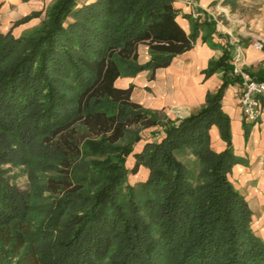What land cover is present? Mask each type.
Segmentation results:
<instances>
[{
    "label": "trees",
    "instance_id": "trees-1",
    "mask_svg": "<svg viewBox=\"0 0 264 264\" xmlns=\"http://www.w3.org/2000/svg\"><path fill=\"white\" fill-rule=\"evenodd\" d=\"M179 14L174 0H52L0 28V264H264L254 212L230 179L240 158L226 76L180 119L117 85L193 47L204 24L188 33ZM225 65L211 60L206 77ZM155 125L164 134L135 151ZM3 164L22 167L29 188ZM143 166L146 179L131 184Z\"/></svg>",
    "mask_w": 264,
    "mask_h": 264
},
{
    "label": "crops",
    "instance_id": "crops-1",
    "mask_svg": "<svg viewBox=\"0 0 264 264\" xmlns=\"http://www.w3.org/2000/svg\"><path fill=\"white\" fill-rule=\"evenodd\" d=\"M0 2V28L3 31L9 30L15 20L40 10L44 4L42 0ZM174 4L180 9L177 19L188 33L193 30L194 20L204 24L198 30L193 47L178 55L170 65L120 77L117 85H132L133 100L171 119H180L198 111L208 92H215L226 76L229 82L222 109L231 119L233 148L240 158L233 165L230 179L248 200L254 212L253 227L264 238V94L260 96L262 114L256 121L245 118L239 102L248 79L264 80V44L261 48L253 45L255 40H264V0H174ZM40 22L41 17L33 18L15 26L13 33L19 36ZM222 56L226 58V65L206 77L205 69L210 61ZM148 58L147 47L143 46L141 59L146 61ZM246 126L249 128L247 138ZM163 134L161 125L145 128L135 151ZM210 135L215 150L226 148L217 125L212 126ZM131 159L133 162V155L128 161Z\"/></svg>",
    "mask_w": 264,
    "mask_h": 264
},
{
    "label": "built area",
    "instance_id": "built-area-1",
    "mask_svg": "<svg viewBox=\"0 0 264 264\" xmlns=\"http://www.w3.org/2000/svg\"><path fill=\"white\" fill-rule=\"evenodd\" d=\"M263 39L253 41V45L261 48ZM264 94V80L248 79L240 94L239 102L245 118L249 121H256L262 114L260 96Z\"/></svg>",
    "mask_w": 264,
    "mask_h": 264
},
{
    "label": "rangeland",
    "instance_id": "rangeland-1",
    "mask_svg": "<svg viewBox=\"0 0 264 264\" xmlns=\"http://www.w3.org/2000/svg\"><path fill=\"white\" fill-rule=\"evenodd\" d=\"M44 2L43 5H41V10H43V8L52 0H42ZM35 11V10H34ZM38 11V10H37ZM40 16L41 20L44 18V13H42ZM34 18H38V17H34ZM33 19V18H32ZM40 19V18H39ZM30 21V20H29ZM125 77V76H124ZM144 130V129H143ZM128 166L132 165V159L131 161L129 160L128 162ZM2 167L4 168H8L9 169V174L11 176H13L11 179L15 180V182L18 184V186L22 189H28L29 188V179L27 174L24 173L23 168L22 167H13L10 164H3ZM147 177V169L146 167H141L138 171V173L136 174H131L129 176V181L131 184H138L139 182H142L146 179ZM259 230V229H258ZM256 231V230H255ZM257 232V231H256ZM258 233V232H257ZM259 234V233H258Z\"/></svg>",
    "mask_w": 264,
    "mask_h": 264
}]
</instances>
